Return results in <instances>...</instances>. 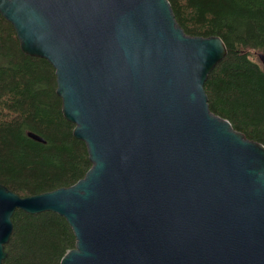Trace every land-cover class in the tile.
Masks as SVG:
<instances>
[{
    "label": "water",
    "instance_id": "obj_1",
    "mask_svg": "<svg viewBox=\"0 0 264 264\" xmlns=\"http://www.w3.org/2000/svg\"><path fill=\"white\" fill-rule=\"evenodd\" d=\"M0 15L54 69L90 162L32 196L0 184V264L16 209L66 220L75 244L59 264H264V146L203 88L226 55L219 36L187 35L169 0H0Z\"/></svg>",
    "mask_w": 264,
    "mask_h": 264
},
{
    "label": "trees",
    "instance_id": "obj_2",
    "mask_svg": "<svg viewBox=\"0 0 264 264\" xmlns=\"http://www.w3.org/2000/svg\"><path fill=\"white\" fill-rule=\"evenodd\" d=\"M169 3L187 35L219 36L226 47L204 83L210 111L264 146V70L246 51L264 53V0ZM55 89L52 66L23 54L13 26L0 15V184L20 197L68 187L90 167ZM11 222L2 264H59L74 247L71 228L56 213L16 209Z\"/></svg>",
    "mask_w": 264,
    "mask_h": 264
},
{
    "label": "rangeland",
    "instance_id": "obj_3",
    "mask_svg": "<svg viewBox=\"0 0 264 264\" xmlns=\"http://www.w3.org/2000/svg\"><path fill=\"white\" fill-rule=\"evenodd\" d=\"M247 51L248 57L253 61H258L256 53L254 51Z\"/></svg>",
    "mask_w": 264,
    "mask_h": 264
}]
</instances>
